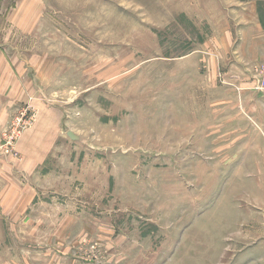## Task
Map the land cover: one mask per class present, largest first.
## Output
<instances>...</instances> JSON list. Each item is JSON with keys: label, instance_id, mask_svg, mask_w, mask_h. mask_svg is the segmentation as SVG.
Returning a JSON list of instances; mask_svg holds the SVG:
<instances>
[{"label": "rangeland", "instance_id": "rangeland-1", "mask_svg": "<svg viewBox=\"0 0 264 264\" xmlns=\"http://www.w3.org/2000/svg\"><path fill=\"white\" fill-rule=\"evenodd\" d=\"M0 7L25 93L0 132V264H264V60L220 58L264 0Z\"/></svg>", "mask_w": 264, "mask_h": 264}, {"label": "crops", "instance_id": "crops-1", "mask_svg": "<svg viewBox=\"0 0 264 264\" xmlns=\"http://www.w3.org/2000/svg\"><path fill=\"white\" fill-rule=\"evenodd\" d=\"M2 0H0V6H1ZM1 11L2 8L0 7ZM251 22L248 26V34L254 33L251 37H245L243 38V46H248L247 50L240 49L241 56H236L235 54L232 55V60L228 62L227 58H224L220 56V58L224 60V64L226 67H237L240 69V67H246V63L253 64L255 61L258 60H264V26L260 19V13L258 12V9L256 7H253V11L251 10ZM247 33L245 35H247ZM248 38V39H247ZM229 48L228 51L229 52ZM248 51V53H246ZM233 62V66H230V64ZM256 63V62H255ZM17 79H13V76ZM23 73H20L19 68H14L9 63V60L6 59L5 52L0 50V132L3 131L2 128L10 122L12 119L11 116L16 113L22 106L25 104V93H24V78L21 76ZM56 117V116H55ZM54 117V118H55ZM42 119V118H41ZM8 121V122H7ZM43 121V119H42ZM50 124V123H49ZM52 125H50L51 127ZM42 128L43 123L41 122L38 126L35 128ZM27 132V131H26ZM25 139H24V147L26 149L28 148V136L27 133H25ZM1 139V137H0ZM0 146H1V140H0ZM24 149L23 151H26ZM47 157V156H46ZM45 158V157H44ZM42 158L40 161L33 164V166H39V164L44 161L45 159ZM16 159V157H9L6 153H1L0 151V165L6 166L5 169L9 170L11 173H13V165L14 162L12 160ZM12 162V164H11ZM30 168L29 162L27 164ZM9 167V168H8ZM11 179H17L19 176H17V173L12 174L10 177ZM14 181L9 183L11 186L14 185Z\"/></svg>", "mask_w": 264, "mask_h": 264}, {"label": "built area", "instance_id": "built-area-1", "mask_svg": "<svg viewBox=\"0 0 264 264\" xmlns=\"http://www.w3.org/2000/svg\"><path fill=\"white\" fill-rule=\"evenodd\" d=\"M262 63H263L262 67H258V65L256 66V71H260L261 69H264V61ZM256 86H257V88H259V86L263 87L264 81L259 80L258 82H256ZM24 115H26V113ZM24 115L21 116L23 119H24ZM14 132H16V131H14ZM16 135H18V133ZM16 135H12L11 138H14V136H16ZM10 145H11V141L10 142L7 141V146H10Z\"/></svg>", "mask_w": 264, "mask_h": 264}]
</instances>
